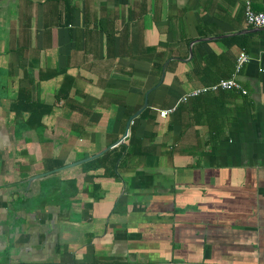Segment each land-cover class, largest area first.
<instances>
[{
	"label": "crops",
	"instance_id": "0c3cea01",
	"mask_svg": "<svg viewBox=\"0 0 264 264\" xmlns=\"http://www.w3.org/2000/svg\"><path fill=\"white\" fill-rule=\"evenodd\" d=\"M246 5L0 0V264H264Z\"/></svg>",
	"mask_w": 264,
	"mask_h": 264
},
{
	"label": "built area",
	"instance_id": "2783aa9c",
	"mask_svg": "<svg viewBox=\"0 0 264 264\" xmlns=\"http://www.w3.org/2000/svg\"><path fill=\"white\" fill-rule=\"evenodd\" d=\"M244 17L247 25H251L254 27H264V11H255L251 8V6L246 5ZM248 61V53L244 49L240 50L236 58L235 72L238 73L242 69L244 64ZM219 89H241L243 93L246 92V90L241 88V85L238 81H236L233 77H229L219 79L217 82L209 86L195 88L189 94L185 95L183 97V100H186L189 95H197L202 91Z\"/></svg>",
	"mask_w": 264,
	"mask_h": 264
},
{
	"label": "trees",
	"instance_id": "16d2710c",
	"mask_svg": "<svg viewBox=\"0 0 264 264\" xmlns=\"http://www.w3.org/2000/svg\"><path fill=\"white\" fill-rule=\"evenodd\" d=\"M249 42H247V43H242V46H243V48L246 50L247 48H248V46H249Z\"/></svg>",
	"mask_w": 264,
	"mask_h": 264
},
{
	"label": "water",
	"instance_id": "95a60500",
	"mask_svg": "<svg viewBox=\"0 0 264 264\" xmlns=\"http://www.w3.org/2000/svg\"><path fill=\"white\" fill-rule=\"evenodd\" d=\"M261 29H264V27H257L255 29H252V31H258V30H261Z\"/></svg>",
	"mask_w": 264,
	"mask_h": 264
}]
</instances>
